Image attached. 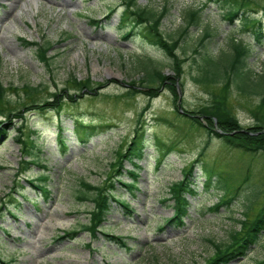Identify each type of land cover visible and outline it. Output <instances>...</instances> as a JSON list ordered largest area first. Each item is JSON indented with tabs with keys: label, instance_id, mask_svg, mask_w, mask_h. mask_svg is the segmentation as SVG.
<instances>
[{
	"label": "rangeland",
	"instance_id": "374dc122",
	"mask_svg": "<svg viewBox=\"0 0 264 264\" xmlns=\"http://www.w3.org/2000/svg\"><path fill=\"white\" fill-rule=\"evenodd\" d=\"M120 1L69 0L65 4L62 0H0V86L3 85L6 98L10 99V105L4 102L0 109L12 110L33 100L43 101L53 92H61L64 86L70 88L71 94L78 89L79 95L75 100L66 99L59 111L32 110L26 114L25 127L41 132L38 140L41 152L37 163L31 164L26 173L29 180L18 174L25 164L20 142L15 139L16 130L11 129L14 131L0 144V206L6 205L0 214V227L5 230L0 229V257L3 260L15 257L12 264H204L214 253L210 239L224 241L230 230L240 229L236 219H244L243 203L249 187L259 185L261 192L256 200L259 196V204L264 200V154L253 157L228 149L218 138L209 141L204 128L193 127L178 117L176 100L168 88L150 97L145 86H137L145 77L138 68L139 56L149 54L158 60L164 58V62L170 59L151 46L140 30L135 29V34L125 38L133 23L129 19L123 22L125 6ZM205 1L138 0V3L158 13L167 9L161 27L174 35L185 25L187 10H201L203 23L190 28V36L178 50L185 59L180 79L184 89H179V94L188 109H196L210 102L213 93L228 92V105L242 124L248 125L253 123L256 111L264 118L261 96L240 90L234 81L225 91V78L211 84L200 82L204 61L194 48L206 27L215 33L208 43V51L215 59L230 51L232 37L244 41L251 47L248 69L252 81L248 83L254 87L264 75V42L257 43L239 21L231 24L224 20L221 16L224 6L215 0L204 6ZM249 6L258 9L257 15L262 16L264 24V0H251ZM111 9L115 11L109 14ZM92 18L100 19L103 25L92 23ZM24 38L52 44L48 51L50 65L40 60L36 47L28 46ZM162 68L174 74L171 66ZM73 76L82 81L92 79V86L98 87L96 92L79 90ZM25 84L38 86L40 90L19 103L25 96ZM130 88L138 92L129 95ZM76 117L81 118L84 127L95 125L99 133L81 141L74 132ZM140 118L151 145L137 168L138 188L130 190L124 183L132 181L127 172L133 168L132 164L126 161L125 173L119 174L113 163ZM60 125L64 128L66 151L57 140ZM207 142L203 164L233 173V179H239L233 181L235 186L248 175L244 191L234 205L221 206L217 212L207 211L206 207L219 201L222 191L206 189L202 170L197 168V192L185 195L189 213L183 218L184 225L169 224L166 218L173 216L175 207L173 186L183 179V170ZM164 152L167 155L159 163ZM111 174L115 192L130 203L132 212L125 213L114 204L103 229L93 237L83 228L90 220L94 204L90 199H79L81 181L98 185L105 183ZM41 176L48 178L49 196L40 194L30 183ZM11 198L16 204L12 208ZM75 231L79 232L75 238L65 236L66 232ZM101 231L125 237L128 248L110 242ZM263 258L264 236L246 256L230 264H255Z\"/></svg>",
	"mask_w": 264,
	"mask_h": 264
},
{
	"label": "trees",
	"instance_id": "16d2710c",
	"mask_svg": "<svg viewBox=\"0 0 264 264\" xmlns=\"http://www.w3.org/2000/svg\"><path fill=\"white\" fill-rule=\"evenodd\" d=\"M126 3L125 12L123 13V22L129 19L133 25L131 30L125 34V38H129L130 35L135 34V29L140 30L141 34L147 39V42L161 50L165 57L170 60L164 62L163 59H155L152 56H139L137 58L138 68L142 69L145 73V77L141 78L137 86H145V92L150 97H155L161 89L168 88L173 95L175 101V107L178 112V117L182 118L186 122H189L191 126H200L206 130L209 141L212 138H218L225 143L228 149L243 152L246 155H252L256 157L260 154H264V118L261 117V113L256 111L254 114V121L248 125H243L239 117L232 111L228 105V92H222L221 94H212L210 102L196 108L188 109L183 101L179 103V89H184V82L181 79L183 75V62L178 50L181 47L183 41L187 40L190 36V28L193 26H201L203 23L201 10L189 9L186 13L185 25L177 31V35L165 32L162 27V21L167 13V9H164L160 13L138 3V0H123ZM214 0H207L203 4L207 5ZM218 4L224 6L225 12L223 13V19L233 24L235 21H239L244 25L247 30L251 31L254 39L257 43L263 44L264 42V24L262 23V16H258L257 10L251 7V0H215ZM114 9L111 11L113 12ZM110 16L107 18L109 19ZM94 24H101L99 19H91ZM103 23V22H102ZM215 33L206 27L203 31V35L200 37L198 45L194 48L196 54H199L204 61L201 66L202 75L198 79L200 82L211 84L217 82L220 79L226 80L225 91H228L229 85L234 81L237 87L250 93H257L260 97L259 103L264 108V75L261 76V80L254 84V87H250L248 81H252L251 72L248 69V59L251 53V47L242 40H236L231 38L230 51L224 52L218 59L213 58L208 51V43L210 39L214 37ZM28 46H35L37 55L40 60L50 65V56L48 51L52 47L51 43L32 42L27 39H23ZM53 58V57H52ZM167 65L172 67L173 75L166 73L162 66ZM74 83L83 91L84 89L92 90L94 92L98 87H93L92 79L82 81L77 77H72ZM137 80H133L135 83ZM250 85V86H249ZM16 88V87H15ZM25 96L19 99L20 102L27 101L33 93L38 92L40 88L38 86H31L29 84L23 85ZM70 88L64 86L59 90L53 92L50 97L43 101L33 100L27 104H23L20 107H15L10 110L7 107L0 109V116L3 118L0 120V144L7 140L9 134L16 130L15 139L20 142L21 149L24 153L22 163L25 166L20 167L19 177L21 174L25 176V180H29L30 175H26L30 169L31 164H36L39 159V152H41L40 139L41 132L37 129L26 128L24 121L26 114L29 111L35 110L45 113L48 110L59 111L65 104L66 99L75 100L79 95L75 93H69ZM80 91V92H81ZM129 95H133L138 92V89H128ZM96 92V91H95ZM4 102L9 103L10 99L5 96V88L0 86V104ZM179 105L182 106V110L179 109ZM22 108V109H20ZM18 121L16 124L15 121ZM75 132L80 134V139L87 141L92 136L99 133V128L95 125L88 124V127H84L80 117H76ZM16 126V127H15ZM11 131V129H13ZM220 130V131H219ZM82 132L85 135L82 137ZM58 140L62 149L66 150V141L64 137V128L60 125L58 129ZM209 142L199 152L196 159L191 161L187 167L183 170V179L174 184L173 194L175 198L174 214L171 217L166 218L167 223L177 224L183 226V218L189 213V201L185 195H194L197 190V168L202 170V176L204 177L203 184L206 189L214 188L221 190L222 195L218 202L214 205L206 207L207 211L217 212L221 206L227 207L234 205L236 198H239L241 192L244 191V185L248 182V175L245 176L239 185L233 183V181L239 182V179H233V173L226 171L225 169L209 168L208 165L203 164L202 157L205 155L206 148ZM150 145V141L147 138L146 128L143 126L142 118L138 119L135 131L132 134L130 140L122 151H118V159L113 163L115 172L124 174V164L129 161L133 168L127 172L130 174L132 181L130 183H124V185L130 190L137 187V168H140L139 162L145 158L146 148ZM161 151V150H160ZM159 163L162 162L167 155L166 152L160 154ZM26 156L28 158H26ZM29 176V177H28ZM45 176V175H43ZM114 174L106 180L105 183L94 185L86 181H81L83 189L80 190L78 197L82 201L92 200L94 204L93 210L90 211V220L84 225L83 228L87 230L93 237L98 236V231L103 229L104 222L108 221L109 215L112 213L114 204L118 205V209L123 212H132L130 203L121 199L120 195L115 192V184L112 182ZM41 180V181H40ZM48 178L39 177L38 181H30L35 189H38L40 194L49 196L50 190L46 184ZM229 181V182H227ZM259 185L255 187H249L250 191L246 194V199L243 203V218L236 219L240 222V229L233 228L229 231L228 238L224 241H216L210 239L209 241L214 246V253L211 255L204 264H230L231 261L240 257L246 256L249 251L257 244H260L262 237L264 236V200L262 203H258L259 197L256 200V196L260 194ZM16 189L13 188V191ZM16 192V191H15ZM264 191H262L263 193ZM261 193V194H262ZM22 195V190L20 191ZM92 198V199H91ZM10 202L15 204L13 198ZM259 205V210L254 217L252 212ZM16 206V205H15ZM121 206L122 209L119 207ZM3 208L0 206V214L3 212ZM116 209L117 211H119ZM233 219V218H232ZM162 227H160L161 229ZM79 232H69L65 236H76ZM101 233L105 234L103 231ZM110 242L116 243L120 247H127L125 237L114 236L106 233ZM75 238V237H73ZM128 248V247H127ZM130 249V248H129ZM15 257L9 259H1L4 264H12ZM255 264H264V258L257 260Z\"/></svg>",
	"mask_w": 264,
	"mask_h": 264
},
{
	"label": "bare ground",
	"instance_id": "6f19581e",
	"mask_svg": "<svg viewBox=\"0 0 264 264\" xmlns=\"http://www.w3.org/2000/svg\"><path fill=\"white\" fill-rule=\"evenodd\" d=\"M63 2H65V4H69V0H62Z\"/></svg>",
	"mask_w": 264,
	"mask_h": 264
}]
</instances>
